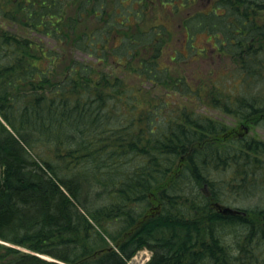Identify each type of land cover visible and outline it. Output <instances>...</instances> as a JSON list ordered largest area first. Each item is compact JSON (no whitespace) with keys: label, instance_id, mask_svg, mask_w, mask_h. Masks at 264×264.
<instances>
[{"label":"trees","instance_id":"obj_1","mask_svg":"<svg viewBox=\"0 0 264 264\" xmlns=\"http://www.w3.org/2000/svg\"><path fill=\"white\" fill-rule=\"evenodd\" d=\"M194 2L0 0V264H264V2ZM167 7L230 66L158 61Z\"/></svg>","mask_w":264,"mask_h":264},{"label":"rangeland","instance_id":"obj_2","mask_svg":"<svg viewBox=\"0 0 264 264\" xmlns=\"http://www.w3.org/2000/svg\"><path fill=\"white\" fill-rule=\"evenodd\" d=\"M159 1V0H157ZM164 1V0H160ZM263 1L264 0H260ZM216 5V0H195L193 6L187 9L188 12L195 10H206L208 11L212 7ZM241 7V5H240ZM155 14L150 13V10L147 13L143 14V20L145 23L149 22H163L165 27L161 29L160 32H152V36L154 40H161L162 43V52L159 56L158 61H163L162 63L167 64L168 61H172L170 58L178 51V59L179 61H193L190 65L191 68L196 67H206L215 72L224 71L226 67H229L231 61H234L233 55L230 53H221V45L219 43L223 38V34L221 30L214 29V33H220L219 37H216L215 34H211L208 30H198L193 32V30L189 31L188 29H184L181 27V23L183 22L186 16V9L181 11L179 14H172L168 7L167 8H158L154 9ZM223 9H220L221 11ZM264 12L258 13V15H263ZM159 15V16H157ZM264 19V18H262ZM216 21V19H215ZM146 27V24H145ZM217 34V33H216ZM194 46V48H192ZM191 49H204L201 51V55L194 58V51ZM73 56H76L80 60L90 61L92 57H89L82 53H73ZM150 53H146V57H149ZM137 61V59H134ZM176 61V60H175ZM180 65V64H179ZM182 66V65H180ZM152 89L156 91L166 90V88H162L161 86H152ZM200 103L199 100L196 101V105ZM204 108V105H200ZM201 108V109H202ZM208 112L213 114L214 116L218 115L217 110H212L209 108ZM224 120H226L230 125L234 128H237V133H247L253 134L260 138H264V128L259 127L255 124L249 125L247 124V128H244V124L246 122L239 121L237 119H233L230 116H224ZM249 123V122H247ZM1 172V170H0ZM254 200H251L253 203ZM151 251L142 248L138 250V252L129 260L128 264H145L149 258L151 257Z\"/></svg>","mask_w":264,"mask_h":264},{"label":"bare ground","instance_id":"obj_3","mask_svg":"<svg viewBox=\"0 0 264 264\" xmlns=\"http://www.w3.org/2000/svg\"><path fill=\"white\" fill-rule=\"evenodd\" d=\"M0 170H2V167L0 166ZM209 207H211V208H213V205H210ZM220 207H222V205H220ZM228 207H230V206H228ZM231 208H233L234 210H236V211H238V212H236V213H238V214H242V215H246L247 213L245 212V211H243V210H241L240 208H237V207H231ZM80 210L89 218V219H91L90 217H91V215L89 214H87V212L82 208V207H80ZM147 214H149V213H147ZM263 215H264V213H263ZM139 218V217H138ZM140 219V218H139ZM142 220V219H141ZM264 221V217L262 216V218L261 219H255V222L256 223H261V222H263ZM201 224V223H200ZM0 242L1 243H5V241H3V240H1L0 239ZM21 248V247H20ZM22 250H24V251H27V252H31L30 250H27V249H25V248H21ZM149 250V249H148ZM151 251V250H150ZM152 254H154V252H151ZM151 254V255H152ZM39 256L40 257H42V258H44V259H46V260H55V258H53V257H51V256H48V255H45V254H41V253H39Z\"/></svg>","mask_w":264,"mask_h":264},{"label":"water","instance_id":"obj_4","mask_svg":"<svg viewBox=\"0 0 264 264\" xmlns=\"http://www.w3.org/2000/svg\"><path fill=\"white\" fill-rule=\"evenodd\" d=\"M223 212H225V213H236L238 211H236L233 208L227 206V207L223 208ZM263 217H264V215H263Z\"/></svg>","mask_w":264,"mask_h":264}]
</instances>
